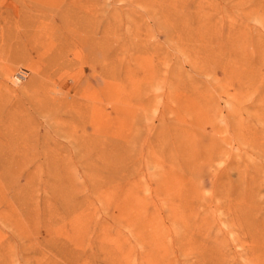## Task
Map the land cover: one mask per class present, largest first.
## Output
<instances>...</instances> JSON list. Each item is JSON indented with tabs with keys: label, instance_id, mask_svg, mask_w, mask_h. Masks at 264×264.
I'll use <instances>...</instances> for the list:
<instances>
[{
	"label": "rangeland",
	"instance_id": "374dc122",
	"mask_svg": "<svg viewBox=\"0 0 264 264\" xmlns=\"http://www.w3.org/2000/svg\"><path fill=\"white\" fill-rule=\"evenodd\" d=\"M0 264H264V0H0Z\"/></svg>",
	"mask_w": 264,
	"mask_h": 264
}]
</instances>
